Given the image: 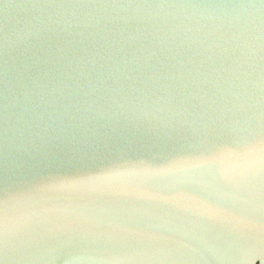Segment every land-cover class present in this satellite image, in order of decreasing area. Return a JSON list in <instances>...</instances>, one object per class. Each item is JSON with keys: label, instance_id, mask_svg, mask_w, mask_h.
<instances>
[{"label": "water", "instance_id": "95a60500", "mask_svg": "<svg viewBox=\"0 0 264 264\" xmlns=\"http://www.w3.org/2000/svg\"><path fill=\"white\" fill-rule=\"evenodd\" d=\"M0 264H264V0H0Z\"/></svg>", "mask_w": 264, "mask_h": 264}]
</instances>
